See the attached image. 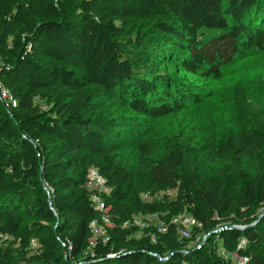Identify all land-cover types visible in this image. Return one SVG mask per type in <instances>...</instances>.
Listing matches in <instances>:
<instances>
[{
	"label": "trees",
	"instance_id": "1",
	"mask_svg": "<svg viewBox=\"0 0 264 264\" xmlns=\"http://www.w3.org/2000/svg\"><path fill=\"white\" fill-rule=\"evenodd\" d=\"M156 14L155 49L141 51L147 35L126 27ZM258 55L264 0H0V79L17 98L11 112L0 101V264H232L215 237L264 264V216L251 225L264 210V119L246 87L231 86L229 112L196 120L205 130L152 135L214 102L224 71ZM128 139L148 186L119 159ZM92 167L112 222L93 255ZM151 189L162 199H144ZM185 211L201 223L194 234H212L204 244L189 248L171 222ZM149 215L159 222L125 226Z\"/></svg>",
	"mask_w": 264,
	"mask_h": 264
},
{
	"label": "rangeland",
	"instance_id": "2",
	"mask_svg": "<svg viewBox=\"0 0 264 264\" xmlns=\"http://www.w3.org/2000/svg\"><path fill=\"white\" fill-rule=\"evenodd\" d=\"M161 18H162L161 14H156L150 20L144 22L132 21L126 27L125 34L131 35L136 33L137 31H143L147 35V37L144 45L140 47V50L141 51L154 50L155 45L153 42V36L156 34V32L152 33V28H150V26L153 24V22ZM145 58H148V56H146ZM237 82L241 83L244 87H246V89L248 90V95L252 107L257 112V114L264 119V55H258L237 62L234 66L225 70L220 81L216 82L215 84V93L217 99L214 102H211L206 107H204L202 109L203 111L197 109L196 110L190 109L180 118L178 117L170 118L171 120H168L166 124L159 126L157 130L154 132V134H152L154 139L153 141L154 142L165 141L167 138H172L173 140H177L179 138L177 128L180 129L182 125H185L187 122L199 124L203 128L202 130H205V127L196 120L202 121L205 119L209 120L210 118H212V113L208 112L207 110L216 111L218 109H222V111L226 113L229 112L231 106L230 89L231 86H233ZM111 105H109V107ZM44 107L46 108V106ZM114 109L115 106H111L109 108V110L112 112L114 111ZM251 128H252L251 123L246 124V126L244 127L245 130H249ZM183 133L188 134L187 132H183ZM188 135L189 137L191 136V134ZM119 155H120L119 159L123 163L133 168L134 173L136 174V180H138L143 185L148 186L149 182L146 177V173L137 164L136 154L134 150V143L131 142V139H128L124 142V146L122 150L119 152ZM207 172L209 174H213L215 172L214 166L208 165ZM151 191H152V197L151 195H149L148 198L143 196L144 199L145 198L162 199L165 193L164 190L151 189ZM169 194L173 195V192H170ZM263 212L264 210H261L260 214H262ZM150 221L153 223H158L159 219L157 218V216L153 215L151 216L149 222ZM219 231L220 229H217L215 232H219ZM211 235L212 234H209L205 237L204 234L199 233L198 236L201 237V239L197 241V238H194V247L204 244L207 240L210 239ZM4 240L5 238L0 237V244ZM214 241H216V250L218 254L224 251L225 254L228 255L226 260H230L232 264H237L238 259L241 257L238 251L226 250L222 246V241L219 237H215ZM245 245L246 244H242V241L239 244L240 247H244Z\"/></svg>",
	"mask_w": 264,
	"mask_h": 264
},
{
	"label": "built area",
	"instance_id": "3",
	"mask_svg": "<svg viewBox=\"0 0 264 264\" xmlns=\"http://www.w3.org/2000/svg\"><path fill=\"white\" fill-rule=\"evenodd\" d=\"M0 101L3 104L4 108L7 109V111L11 112L14 108L17 107V98L7 88L5 83L0 79ZM43 109H46L44 106H41ZM86 187L90 191V201L95 208L96 211L99 213V218L94 219L91 224V231L92 236L89 240V252L91 255H93V248L96 247L98 241L101 239L103 243H107L109 241V235H108V229L112 226L111 222V214L109 211V205H107V202L104 198V193L108 191L107 188V180L106 178L98 171V169L92 167L88 171L87 181H86ZM144 197L148 198L149 194L144 193ZM143 197V198H144ZM145 198V199H146ZM153 215L149 216H138L135 217L133 220L127 222L125 226H131V225H137L140 227H144L146 225H149L150 218ZM172 223L176 224L178 226V232L182 238L190 239L189 248L194 247V238H197V241L201 239L199 237V233L194 234V231L196 228H201V223L195 218L194 215L188 212H183L179 215H176L173 217ZM241 228H245V226H240ZM159 230L161 232H164L166 230V227L160 226ZM216 231V230H215ZM195 235V236H194ZM207 235H205L206 237ZM32 246H36L35 240H32L31 242ZM242 244H246V240H242ZM69 249H71V246H69ZM221 257L226 259L228 257L227 254H225L224 251L219 253ZM116 254H109V257H114ZM248 258L241 256L238 259L237 264H246Z\"/></svg>",
	"mask_w": 264,
	"mask_h": 264
},
{
	"label": "water",
	"instance_id": "4",
	"mask_svg": "<svg viewBox=\"0 0 264 264\" xmlns=\"http://www.w3.org/2000/svg\"><path fill=\"white\" fill-rule=\"evenodd\" d=\"M264 216V212L259 215L258 219L252 223L251 225H255L262 217ZM233 229H242L239 225H233L231 226Z\"/></svg>",
	"mask_w": 264,
	"mask_h": 264
}]
</instances>
